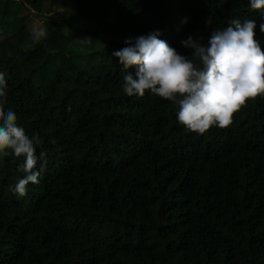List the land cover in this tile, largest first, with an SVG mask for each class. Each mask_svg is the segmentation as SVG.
I'll return each mask as SVG.
<instances>
[{
	"label": "trees",
	"instance_id": "obj_1",
	"mask_svg": "<svg viewBox=\"0 0 264 264\" xmlns=\"http://www.w3.org/2000/svg\"><path fill=\"white\" fill-rule=\"evenodd\" d=\"M54 7L34 40L22 12ZM236 18L264 48L249 0H0L5 110L48 154L24 197L22 159L0 157V264H264V97L199 135L170 101L125 94L112 55L160 31L190 57L181 41Z\"/></svg>",
	"mask_w": 264,
	"mask_h": 264
},
{
	"label": "clouds",
	"instance_id": "obj_2",
	"mask_svg": "<svg viewBox=\"0 0 264 264\" xmlns=\"http://www.w3.org/2000/svg\"><path fill=\"white\" fill-rule=\"evenodd\" d=\"M252 11L264 15V0H249ZM186 22V21H185ZM212 24V18H207ZM254 20L230 19L226 28H215L207 43L203 37L190 36L181 41L192 55H181L160 31H152L126 40L130 45L112 53L126 70L122 88L128 96L143 97L147 92L178 107L179 124L189 132L203 135L213 126L227 128L236 113L249 101L264 97V48L256 38ZM264 33V23L260 24ZM44 29L35 33L44 37ZM136 67L135 75L128 69ZM8 84L0 72V157L22 159V173L11 191L27 195L30 184H38L48 164V154L37 148L42 144L39 133L29 134L19 125L17 113L8 108ZM54 143V141H53Z\"/></svg>",
	"mask_w": 264,
	"mask_h": 264
},
{
	"label": "rangeland",
	"instance_id": "obj_3",
	"mask_svg": "<svg viewBox=\"0 0 264 264\" xmlns=\"http://www.w3.org/2000/svg\"><path fill=\"white\" fill-rule=\"evenodd\" d=\"M28 12H31V16L28 21V26L32 32V38L34 40L41 39V37L37 39L35 37V33L43 29V22L46 21V19L53 18L59 20L62 18L61 8L59 7H54V9L49 13L48 16L32 12L28 8H26L22 13H28Z\"/></svg>",
	"mask_w": 264,
	"mask_h": 264
}]
</instances>
